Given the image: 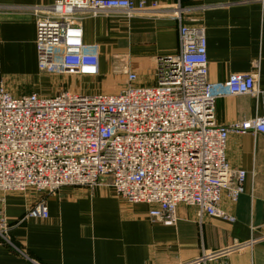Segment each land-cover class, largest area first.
<instances>
[{
	"label": "built area",
	"instance_id": "1",
	"mask_svg": "<svg viewBox=\"0 0 264 264\" xmlns=\"http://www.w3.org/2000/svg\"><path fill=\"white\" fill-rule=\"evenodd\" d=\"M158 7L146 0H57L35 8L40 70L98 75L100 44L84 40L82 14ZM174 9L179 52L156 58L153 84H137V73L125 68L129 84L117 92L63 88L51 96H16L0 89V192L107 185L124 201L150 204V216L165 225L176 224L181 204L195 207L199 220L234 219L221 202L225 194L236 201L245 192L247 172L230 164L228 140L264 134V114L223 125L215 105L228 95L259 96L258 73L210 81L204 29L184 23L181 6ZM48 215L44 199L29 211ZM257 240L204 252L187 264H212Z\"/></svg>",
	"mask_w": 264,
	"mask_h": 264
},
{
	"label": "crops",
	"instance_id": "2",
	"mask_svg": "<svg viewBox=\"0 0 264 264\" xmlns=\"http://www.w3.org/2000/svg\"><path fill=\"white\" fill-rule=\"evenodd\" d=\"M56 1L0 0V89L16 96H51L68 84L75 89L72 77L94 89L114 91L113 82L105 81L119 56L129 58L137 84H153L156 58L179 52L178 21L173 17L179 5L184 23L204 29L210 81H224L232 73H258L262 93L218 98L217 123L264 114V0H146L159 7L86 12L81 22L84 40L100 44L96 76L40 70L34 11ZM126 75L120 82H126ZM227 157L233 167L247 172L245 192L236 201L225 194L221 202L232 221L212 216L199 220L195 207L181 204L176 224L167 226L150 216V204L124 201L107 185H66L52 194L34 188L0 192V264H187L204 252L252 237L258 240L251 247L212 264H264V134H231ZM41 199L48 218H28V210Z\"/></svg>",
	"mask_w": 264,
	"mask_h": 264
},
{
	"label": "rangeland",
	"instance_id": "3",
	"mask_svg": "<svg viewBox=\"0 0 264 264\" xmlns=\"http://www.w3.org/2000/svg\"><path fill=\"white\" fill-rule=\"evenodd\" d=\"M125 58H127V57H124V58H122V57H118V58H116L115 59V64H113V75L112 76H108V79H107V81H105V82H107V83H109V81L111 82H113V85H115L116 86V89H114V91H112L113 89H109V88H107V87H105V89L104 88H102L101 90L100 89H94L93 87H92V85L89 83V82H86L85 80H83V82H82V80L81 79H79V78H77V79H73L72 77H71V79H70V82L74 85V87H75V89L77 90H82V91H88V92H98V91H105V92H117L119 89H121V88H124V87H126L128 84H129V81L128 80H126V82H124V83H122V81L120 82V76L121 75H125L126 73H125V68H128V69H130V70H132V71H134L132 68H131V62L129 61V58H127V59H125ZM123 63V64H122ZM156 64V63H155ZM154 70H155V73H156V66L154 67V68H151V71L152 72H154ZM126 77H127V75H126ZM115 78H119V79H116V81H115ZM85 81V82H84ZM117 81H118V83H117ZM79 85V86H78ZM107 85V84H106ZM78 86V87H77ZM71 86L68 84V86H67V88H70ZM94 87H98V85L97 86H94ZM62 90V89H61ZM60 90V91H61ZM66 186V185H65ZM71 186H74V185H71ZM91 188V187H90ZM112 188V187H111ZM113 189V188H112ZM114 190V189H113ZM115 191V190H114ZM116 192V191H115ZM117 194V193H116ZM118 195V194H117ZM120 197V196H119ZM122 199V198H121ZM123 200V199H122ZM46 204V203H45ZM47 207V206H46ZM29 211H30V209L28 210V212L26 213V216L28 217V218H39V217H31V216H29ZM49 216V215H48ZM212 217H214V216H212ZM41 218H48V217H41ZM220 218V217H219ZM223 219V218H222ZM224 220H228V219H224ZM230 221H232V220H230ZM162 222V221H161ZM163 223V222H162ZM164 224V223H163ZM165 225V224H164ZM167 226H169V225H167ZM171 226H173V225H171Z\"/></svg>",
	"mask_w": 264,
	"mask_h": 264
}]
</instances>
